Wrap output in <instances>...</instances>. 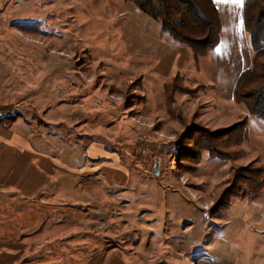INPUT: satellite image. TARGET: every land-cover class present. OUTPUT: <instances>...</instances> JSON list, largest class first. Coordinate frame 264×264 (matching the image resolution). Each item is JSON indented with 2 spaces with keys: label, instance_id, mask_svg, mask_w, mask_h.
<instances>
[{
  "label": "rangeland",
  "instance_id": "1",
  "mask_svg": "<svg viewBox=\"0 0 264 264\" xmlns=\"http://www.w3.org/2000/svg\"><path fill=\"white\" fill-rule=\"evenodd\" d=\"M216 2L234 18L237 0ZM242 21L199 60L190 46L173 59L182 42L131 0H0V109L17 107L45 155L0 183V233L24 240L26 264H264V188H237L211 216L242 169H264V120L250 116L231 160L205 150L196 171L174 148L190 123L222 129L247 112L227 98L250 63ZM177 75L167 109L164 84Z\"/></svg>",
  "mask_w": 264,
  "mask_h": 264
},
{
  "label": "trees",
  "instance_id": "2",
  "mask_svg": "<svg viewBox=\"0 0 264 264\" xmlns=\"http://www.w3.org/2000/svg\"><path fill=\"white\" fill-rule=\"evenodd\" d=\"M131 1L145 13L158 19L162 29L170 33L175 40L188 44L196 60L207 55L220 42L222 18L216 0ZM242 6L244 29L252 51L249 65L236 78L231 97L238 104L244 105L247 112L243 113L237 124L227 128L212 129L196 123L185 126L179 133L174 148L180 156L179 162L192 164L195 171L202 162L205 150L213 157L231 160V154L241 149V144L248 136L250 116L264 120V0H243ZM177 80L185 81L179 75L165 81L167 109L170 105L169 109L176 108L174 104L178 89L174 87V82ZM183 87L185 85L181 88ZM135 93L136 91L132 96L136 95ZM13 107L14 105H11L0 109V120L14 121L21 117L17 107L15 111ZM259 168L255 166L242 169L233 186L228 184L222 189L212 208L211 216L230 206L239 190L242 193L258 195L264 188V169Z\"/></svg>",
  "mask_w": 264,
  "mask_h": 264
},
{
  "label": "crops",
  "instance_id": "3",
  "mask_svg": "<svg viewBox=\"0 0 264 264\" xmlns=\"http://www.w3.org/2000/svg\"><path fill=\"white\" fill-rule=\"evenodd\" d=\"M216 4H217V2H216ZM242 4H243V0H237L236 11L231 12L232 17L234 16V18H232V19L226 18L225 21H223L222 13L219 10L220 14H221V18H222L221 38L223 37V31L227 26H229V30L232 31V27H233L234 23H237L238 25H240L241 20H243V17L239 18V16H237L239 14V12L237 10L239 8H242ZM240 16H241V14H240ZM242 24H243L242 27L244 29V22L243 21H242ZM163 38H164V40H167V42L169 44L176 43L167 34H163ZM175 45H177L176 48H178V49H176L177 51L172 58L176 59L180 52L183 53L185 58H187V55L190 53L189 52L190 51L189 45H187L185 43H180V44H175ZM172 65H175V60H172ZM171 70H173L172 67H171ZM227 98H232V97L229 96ZM10 126H7L5 124V122L4 123L0 122V183H4L6 181V179L14 178L13 174L18 169H20L23 164L32 163V165L38 171V168H41L40 164L42 165V163H41L42 159H45L44 154H40V156H39L32 149L33 146L31 144L30 138L27 135V131L25 132V130H27V127H26L25 122L22 119H20L18 117V119H16V121L13 122ZM13 127L17 128V129L18 128L23 129L24 133L21 131L12 133L14 131ZM21 133H23L25 136L27 135V139L22 137L23 135ZM6 144H9L11 146L8 148V151L10 153L6 152V150H7ZM12 146H14V147H12ZM34 148H36V147H34ZM15 149L16 150L18 149L19 152L24 153V155H26L27 158L30 157L31 161L29 162V160H27V158H26L27 161L23 162L24 159H22L23 158L22 154H19L16 156V154L14 153ZM8 157H10V158H8ZM55 172H56V170L54 169V174H55ZM143 183H141V185ZM141 187H139L140 193H148V195H146V197H144V201L150 202V204L148 203L147 205H145V207L146 206L151 207L152 206V203H151L152 199H148L149 197H151V192H148V190L146 189L147 188L146 186L143 185ZM102 191H103L106 199H108L109 198L108 193L104 190H102ZM1 192L4 193V190H1ZM1 202H4V201L2 200ZM139 207H140V205H139ZM43 224H44V221H43ZM16 240H20L21 244L19 246L16 245L17 248H20V250H17V251H20V252H18V254H13L14 246L12 243ZM23 245H25L24 248H23ZM27 249H28L27 244L24 242V240H22L21 237H14L7 232L0 233V264H26V259L28 257Z\"/></svg>",
  "mask_w": 264,
  "mask_h": 264
},
{
  "label": "water",
  "instance_id": "4",
  "mask_svg": "<svg viewBox=\"0 0 264 264\" xmlns=\"http://www.w3.org/2000/svg\"><path fill=\"white\" fill-rule=\"evenodd\" d=\"M154 166L156 167V163H155ZM155 173H159V168H156V169H155Z\"/></svg>",
  "mask_w": 264,
  "mask_h": 264
}]
</instances>
